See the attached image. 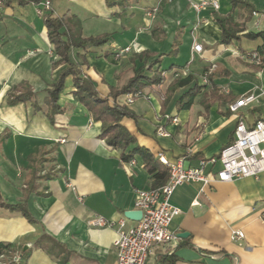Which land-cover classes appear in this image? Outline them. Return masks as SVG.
<instances>
[{
  "label": "crops",
  "instance_id": "obj_1",
  "mask_svg": "<svg viewBox=\"0 0 264 264\" xmlns=\"http://www.w3.org/2000/svg\"><path fill=\"white\" fill-rule=\"evenodd\" d=\"M193 1L199 0H129L110 7L105 0H51L54 16L72 13L81 20L84 37L113 35L105 46L85 54L83 71L102 97L133 76L135 53L162 55L156 68L164 70L165 82L144 88L129 105L136 120L124 124L136 143L126 153L140 145L158 159L162 154L169 161L196 166L201 159L219 156L233 139L240 116L247 125L264 118V95L238 113L228 111L231 102L264 87V60L255 57L264 41L242 37L221 44L222 27L214 16L239 19L240 10L231 0H218V10L205 7L197 12ZM248 1L257 5L259 15L252 14L247 29L263 31L261 0ZM39 6L0 2V191L7 203L26 201L34 219L30 222L20 211L0 206V243L13 246L14 260L27 252L26 264H118L117 226H93L90 220L102 216L134 225L125 211L136 209L135 190L152 188L154 178L141 154L124 159L121 149L100 137L102 123L75 99L73 76L66 78L59 96L62 113L56 123L50 121L45 91L68 65H55L58 56ZM154 9L153 17L147 16ZM194 40L203 45L200 54L192 52ZM131 42L141 51L123 53ZM175 44L177 55L170 54ZM77 53L83 52L71 51L74 63L81 62ZM213 64L223 73L214 82L225 90L227 100L204 103L206 86L190 108L179 109L177 100L194 83L209 85L202 78ZM176 73L193 80L165 100ZM22 82L38 93L39 110L32 101L8 103L9 91ZM160 127L167 135L159 134ZM31 164L39 177L34 182ZM158 166L165 165L159 161ZM219 167L216 163L208 170L214 175ZM172 203L181 209L171 223L177 239L172 245H154L147 264H159L167 253L174 254V264H264V173L210 185L187 182L174 191ZM234 230L244 232L241 242L231 239ZM183 232L188 234L179 236ZM43 235L54 243L37 245Z\"/></svg>",
  "mask_w": 264,
  "mask_h": 264
},
{
  "label": "trees",
  "instance_id": "obj_2",
  "mask_svg": "<svg viewBox=\"0 0 264 264\" xmlns=\"http://www.w3.org/2000/svg\"><path fill=\"white\" fill-rule=\"evenodd\" d=\"M9 3L10 0H0V2ZM21 4L34 3L39 4L44 0H18ZM51 1V0H50ZM110 7L123 6L129 0H105ZM140 1V0H135ZM233 8L240 10L239 19L233 15L227 16H214V19L219 22L222 27V35L220 43L223 45H229L233 40H239L242 37L249 39H262L264 41L263 31H249L247 29V22L250 20L254 11H257L258 7L253 2L248 0H231ZM261 8L264 11V0H261ZM245 16V17H244ZM45 27L47 29V37L50 44L55 48V52L58 56L57 64H67L65 70L59 76V79L53 82L50 88L45 91V104L46 113L52 123H56L57 115L62 113V107L59 105L58 100L61 92L65 87V80L69 76H73L75 84V99L81 102L91 112L93 118L97 121H101V133L100 137L106 141L107 144L115 148L122 150V156L124 159H130L135 153L141 154L146 163L149 173L154 178L153 187H159L166 183L169 176V168L167 166L159 167L160 161L153 153L147 151L140 145H135L131 152L126 153L127 147L136 143V139L131 131L124 124V120L133 119L136 120V114L129 107L125 101L120 100L121 96L128 93L135 95L139 93L140 96L144 88L151 87L153 85H161L165 82L166 78L164 70L156 66L161 62V56L156 53L144 50L140 53H135L132 56V62L134 64V74L128 79L126 84L121 88H111L110 93L106 97H102L97 87L94 85L91 78L83 71V66L87 64L85 54L91 49L100 48L105 46L113 37L112 34H101L97 36H83V27L81 20L72 13H65L62 16H54L49 12L44 16ZM178 44L172 46L170 54L177 55ZM259 52H256V58L260 61L264 60V42L259 47ZM81 50L83 53H77V56L81 59V62L74 63L71 60V51ZM205 72L208 73L209 85L194 83L185 93H183L177 100L179 109L190 108L193 104L195 97L206 86L209 88L208 93L203 95L204 103L215 102L216 100H227L228 95H225V90L220 88L215 82V78L222 76L221 71L215 69L210 70L207 68ZM193 80L190 75L185 77H176L168 86L165 93V100L170 98L173 91L186 84H189ZM36 92H34L30 85L26 82H22L19 85L13 87L8 93V103L16 104L19 102L32 101L36 110L41 107L37 103ZM136 96L135 98H137ZM229 112H231L228 109ZM32 162V160H31ZM32 170L31 182L35 181L38 177L35 166L31 164ZM49 176V175H48ZM33 191L34 187L31 186L29 191ZM0 206L7 207L12 210L20 211L30 222H34L31 216L26 201H22L15 204L7 203L0 191ZM52 242L54 240L48 236H41L36 242L39 246H45V243ZM14 250L11 244L0 243V254L4 255L3 264H26L28 257L27 252L21 254V258L18 261L13 259V255L10 253ZM174 254L167 253L159 258V264H174Z\"/></svg>",
  "mask_w": 264,
  "mask_h": 264
},
{
  "label": "built area",
  "instance_id": "obj_3",
  "mask_svg": "<svg viewBox=\"0 0 264 264\" xmlns=\"http://www.w3.org/2000/svg\"><path fill=\"white\" fill-rule=\"evenodd\" d=\"M39 5L38 12L43 17L51 11L50 0H44ZM191 6L200 12L205 7L218 10L220 4L218 0H199L191 2ZM155 11L156 9L148 11L147 16L153 17ZM253 15L258 16L259 12L254 11ZM259 22L260 20L256 19L255 25ZM133 50L141 51L135 42H131L121 51L125 53ZM202 51L203 45L194 40L193 54H200ZM193 59L192 56L191 61ZM214 67L213 64L210 70ZM202 79L204 83H209L207 72L203 74ZM138 95L139 93L126 94L125 103L131 105ZM260 95H264V87L259 89V93L253 91L231 102L228 106L229 110L232 113H238L241 109L253 104ZM158 132L160 135H167L162 127L158 129ZM61 142H66V139H61ZM159 159L169 168V176L166 183L159 187L135 190V207L143 212L140 220L131 226L125 219L114 221L97 216L90 220L93 226H117L118 235L114 247L118 264H147L154 245L167 246L176 241L177 235L171 229V223L181 213V209L172 203V195L179 186L187 182H198L203 185H210L214 181L230 182L244 177H258L264 173V118L247 125L244 118L240 116L233 139L222 149L217 158L201 159L196 166H184L182 161H169L162 154H159ZM216 163H219L220 167L214 175H211L208 168ZM244 237L243 231H232V240L241 242ZM3 258L4 255L0 254V264H3ZM15 260L18 261L19 257Z\"/></svg>",
  "mask_w": 264,
  "mask_h": 264
},
{
  "label": "water",
  "instance_id": "obj_4",
  "mask_svg": "<svg viewBox=\"0 0 264 264\" xmlns=\"http://www.w3.org/2000/svg\"><path fill=\"white\" fill-rule=\"evenodd\" d=\"M142 214H143L142 210H139V209H132V210L125 211V217L133 221L140 220L142 217ZM187 234H188L187 232H183V233H180L179 236H186Z\"/></svg>",
  "mask_w": 264,
  "mask_h": 264
},
{
  "label": "rangeland",
  "instance_id": "obj_5",
  "mask_svg": "<svg viewBox=\"0 0 264 264\" xmlns=\"http://www.w3.org/2000/svg\"><path fill=\"white\" fill-rule=\"evenodd\" d=\"M253 22V21H252ZM246 39H244V41H245ZM247 41V40H246ZM3 260H4V258H3ZM3 260H2V262H3Z\"/></svg>",
  "mask_w": 264,
  "mask_h": 264
}]
</instances>
